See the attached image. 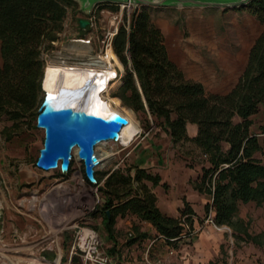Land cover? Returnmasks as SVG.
Segmentation results:
<instances>
[{"label":"rangeland","instance_id":"rangeland-1","mask_svg":"<svg viewBox=\"0 0 264 264\" xmlns=\"http://www.w3.org/2000/svg\"><path fill=\"white\" fill-rule=\"evenodd\" d=\"M76 1L78 5L69 9L59 39L45 44V80L52 64L81 66L90 58L103 57L112 34L125 15L129 20L135 8L119 5L115 11L102 3L83 10V3L86 8L97 0ZM151 16L165 33L171 56L189 77L201 80L208 92H225L233 86L263 29L246 9L194 2L156 6ZM81 18L92 20V24L82 28ZM116 70L117 79L110 83L108 98H103L108 101L117 97L113 94L122 83L124 67L116 66ZM45 80L37 111L47 92ZM120 108L132 110L121 99ZM133 113L137 123L120 132L118 140L124 144L114 140L100 147L114 155L95 171L96 184L88 180L84 162L75 154L68 172L62 171V161L50 170L37 165L45 137L44 129L37 125L38 116L24 118L17 127H11L7 118L0 120V264H68L78 226L94 228L103 248L118 264H264V203L241 204L239 216L248 234H234L229 226V230L215 228L205 213L210 197L194 189L203 167L209 165L205 156L193 142L174 143L153 119L149 117L148 122L145 116ZM252 118L251 130L263 138L264 104ZM153 151L154 174L161 181L156 186L148 184L157 196V205L166 214L179 216L184 203L191 204L198 212L193 235L170 244L148 222L128 214L124 219L118 217L110 238L103 223L100 187L119 163L130 168L137 157L148 159ZM249 235H260L259 243ZM72 264L83 261L73 256Z\"/></svg>","mask_w":264,"mask_h":264},{"label":"trees","instance_id":"trees-1","mask_svg":"<svg viewBox=\"0 0 264 264\" xmlns=\"http://www.w3.org/2000/svg\"><path fill=\"white\" fill-rule=\"evenodd\" d=\"M102 3L118 10V3L97 5ZM77 5L76 0H0V120L7 118L11 127L38 116L45 44L59 39L69 9ZM152 8L135 7L113 37V51L124 67L122 83L113 95L145 121L153 119L174 143L190 141L199 148L209 165L203 167L194 189L210 197L205 204L207 219L211 214L214 223L231 227L234 234H248L239 216L241 204L264 203V137L251 130L252 117L264 104V0L234 7L248 10L263 29L242 73L225 92H208L202 82L186 77L170 54L165 33L152 20ZM189 124L198 128L193 137ZM107 175L100 190L110 238L118 217L128 214L150 223L170 244L193 235L198 215L191 204L185 202L179 216L168 215L157 205L147 182L158 185V174L132 166ZM249 236L259 243L260 235Z\"/></svg>","mask_w":264,"mask_h":264},{"label":"water","instance_id":"water-1","mask_svg":"<svg viewBox=\"0 0 264 264\" xmlns=\"http://www.w3.org/2000/svg\"><path fill=\"white\" fill-rule=\"evenodd\" d=\"M129 3L134 7L174 6L178 3L194 2L212 7H237L249 0H97L99 2ZM89 20L81 18L82 28L89 25ZM133 111V110H132ZM128 122L119 112H112L107 117L88 112L65 101L62 93L51 95L46 92L37 117V125L44 129V146L40 151L37 165L44 169H55L62 160L61 169L68 172L71 167L74 147H78V157L84 162L86 176L91 183L97 182L94 167L100 163L95 146L101 141L118 140L122 126Z\"/></svg>","mask_w":264,"mask_h":264},{"label":"bare ground","instance_id":"bare-ground-1","mask_svg":"<svg viewBox=\"0 0 264 264\" xmlns=\"http://www.w3.org/2000/svg\"><path fill=\"white\" fill-rule=\"evenodd\" d=\"M56 64L60 65L57 66ZM56 64V66L54 64L49 66L46 80L43 78L47 93L51 95L62 93L67 103L104 117H107L112 112H119L128 120L122 126L121 131L123 128L132 127V123H137L132 110L120 108L119 98L111 97L109 98L110 102L103 99L108 98V93L112 87L110 86L111 81L117 79L116 66L120 69L123 68L112 46L109 45L107 47L103 57L90 58L88 62H83L81 66H70L60 62ZM117 81L113 84L117 83ZM109 141L114 140L101 141L95 146V152L100 161L94 167L95 171L99 166H106L114 155V153L100 148L104 147ZM77 152L78 147H74L72 153L78 157Z\"/></svg>","mask_w":264,"mask_h":264},{"label":"built area","instance_id":"built-area-1","mask_svg":"<svg viewBox=\"0 0 264 264\" xmlns=\"http://www.w3.org/2000/svg\"><path fill=\"white\" fill-rule=\"evenodd\" d=\"M118 4L127 8H130L131 6L129 3ZM89 22V25H91L92 20H89ZM118 30L119 28H117V30L112 34L111 41L108 46H111L113 37L117 34ZM144 138L145 136H143V139ZM115 142L124 144L121 139ZM207 221L212 223L218 230H229V227L226 225L220 226L214 223L211 214L209 215ZM73 256L81 257L83 264H118L116 258L103 248V243L99 233L94 228L89 226L77 227L73 244L71 246L70 261L68 264H72Z\"/></svg>","mask_w":264,"mask_h":264},{"label":"crops","instance_id":"crops-1","mask_svg":"<svg viewBox=\"0 0 264 264\" xmlns=\"http://www.w3.org/2000/svg\"><path fill=\"white\" fill-rule=\"evenodd\" d=\"M183 69V68H182ZM184 70V69H183ZM185 72V71H184ZM185 75H186V77L188 78V79H192V80H195V81H199V82H202L201 80H199V79H196V78H192V77H189L187 74H186V72H185ZM203 83V82H202ZM205 86V85H204ZM197 130H198V128H197V125H195V124H189L188 125V132H189V134H190V136H195L196 134H197ZM144 140H146L145 138H144ZM153 150H154V148H153ZM123 163H119L117 166H116V169H113V171L114 170H117V169H124L125 168V166H123L122 165ZM134 165L133 166H138V167H141V168H146V169H148L151 173H153L154 174V151H153V153H152V156L150 157V158H148V159H144V158H142L141 157V155L139 156V157H137V159H135V161H134V163H133ZM98 169V168H97ZM96 169V170H97ZM132 174H134V169H133V171H132ZM107 177H108V175H107ZM149 182H147V184H148ZM148 186L150 187V185L148 184ZM151 188V187H150ZM154 190V189H153ZM195 212L198 214V212L195 210ZM121 219H124V218H121ZM149 225H151L150 223H148ZM152 226V225H151ZM154 230H155V228H154Z\"/></svg>","mask_w":264,"mask_h":264}]
</instances>
